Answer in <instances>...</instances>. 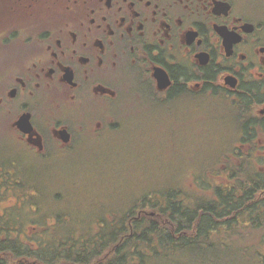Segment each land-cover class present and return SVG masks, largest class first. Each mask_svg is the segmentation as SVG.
I'll use <instances>...</instances> for the list:
<instances>
[{"label": "flooded vegetation", "instance_id": "af4514ba", "mask_svg": "<svg viewBox=\"0 0 264 264\" xmlns=\"http://www.w3.org/2000/svg\"><path fill=\"white\" fill-rule=\"evenodd\" d=\"M243 106L253 109L243 140L219 171L187 182L184 204L189 189L234 203L241 166L249 203L264 206V0H0V204L25 202L13 191L29 177L205 134ZM17 208L0 209L1 236L20 227Z\"/></svg>", "mask_w": 264, "mask_h": 264}, {"label": "trees", "instance_id": "16d2710c", "mask_svg": "<svg viewBox=\"0 0 264 264\" xmlns=\"http://www.w3.org/2000/svg\"><path fill=\"white\" fill-rule=\"evenodd\" d=\"M252 110L236 108V116L229 122L237 143L243 140L241 133H247L248 111ZM239 167L234 203L198 198V192L189 189L184 204L182 190L166 185L159 192L147 191L138 199L125 201L117 220L80 244L0 235V264H264L260 250L264 206L249 203L253 189L246 185L248 180ZM35 189L34 183L25 181L17 194L25 196L37 192ZM150 194L157 198L149 199Z\"/></svg>", "mask_w": 264, "mask_h": 264}, {"label": "rangeland", "instance_id": "374dc122", "mask_svg": "<svg viewBox=\"0 0 264 264\" xmlns=\"http://www.w3.org/2000/svg\"><path fill=\"white\" fill-rule=\"evenodd\" d=\"M236 113L235 110L233 115ZM222 117L213 122L206 121L203 125L205 134L201 130L198 133L196 128L194 133L186 130L182 136H175L173 132L172 139L158 141L152 137L141 148L134 138L138 145L135 150L129 144L127 154L108 156L106 161L93 160L88 171H61L50 174L51 177L38 184L30 182L36 184L37 192L27 193L24 196L26 201L16 205L20 227L13 224L11 235L26 233L31 222V226H37L35 233L39 238L53 241V244H80L99 233L104 225L111 224L113 219L117 220L122 215V207H126L125 201V204L131 202L152 190L159 192L166 185L184 191L188 181L197 178L204 169L206 174L209 171L211 174L215 166L221 165L220 156L238 144L235 138L230 139L233 133L228 116ZM0 149V153L5 152L3 143ZM9 151L21 155L23 149L14 143ZM203 196L205 199L210 197L207 191ZM156 198V194L149 196L151 200ZM13 206L11 203L0 204V209L10 210ZM10 216L15 219L17 213L13 211ZM32 233L29 230L28 236Z\"/></svg>", "mask_w": 264, "mask_h": 264}]
</instances>
